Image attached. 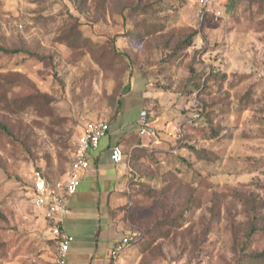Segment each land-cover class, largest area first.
Here are the masks:
<instances>
[{"label": "rangeland", "instance_id": "rangeland-1", "mask_svg": "<svg viewBox=\"0 0 264 264\" xmlns=\"http://www.w3.org/2000/svg\"><path fill=\"white\" fill-rule=\"evenodd\" d=\"M221 4V20L200 23L196 0H0V46L43 57H0V122L14 135L0 130V264H52L32 176L64 175L79 130L111 117L143 62L165 77L153 85L172 81L173 92L149 94L157 114L178 122L218 101L229 123L215 147L222 157L197 189L186 173L166 190L135 170L125 211L129 232L144 236L131 264H249L264 253V0ZM150 25L145 39L127 34ZM188 77L204 87L197 97L182 93ZM245 91L251 108L235 110ZM150 159L140 169L154 167Z\"/></svg>", "mask_w": 264, "mask_h": 264}, {"label": "crops", "instance_id": "crops-1", "mask_svg": "<svg viewBox=\"0 0 264 264\" xmlns=\"http://www.w3.org/2000/svg\"><path fill=\"white\" fill-rule=\"evenodd\" d=\"M150 92L140 80L127 88L121 98L119 112L108 121L107 135L101 138L97 149L88 153V168L82 173L79 187L71 197L63 218L64 232L73 237L67 253L68 264H109L110 249L129 232L125 209L136 175V168L129 158L139 155L141 151L166 145L156 136L145 138L138 135L139 113L151 108L148 104ZM129 95L135 97L124 105L123 99ZM114 145H119L127 153L120 164H114L110 159V149ZM69 165L57 181L65 178ZM37 213L43 236L51 240L45 231L42 212L37 210ZM133 245L123 253L120 264L133 262ZM55 248L56 244L52 251V264Z\"/></svg>", "mask_w": 264, "mask_h": 264}, {"label": "trees", "instance_id": "trees-1", "mask_svg": "<svg viewBox=\"0 0 264 264\" xmlns=\"http://www.w3.org/2000/svg\"><path fill=\"white\" fill-rule=\"evenodd\" d=\"M150 28L151 29L148 30H145L143 28L138 29L137 27L129 28L127 34L132 36L133 33L138 32L136 36L140 35L141 38L145 39V36L149 35L150 32L154 30V27L152 25H150ZM185 41L186 44H188L189 41L187 39H184L183 42ZM31 54L32 53H29L24 49L7 48L4 46H0V57L30 55L39 60L43 58L36 54ZM116 54H120L121 56L125 55L127 59H131L129 54H127L126 52L117 51ZM156 68L157 67L155 64L154 66H152L150 63L148 64L147 62H143L136 66L133 71L131 69L127 76V82L125 85L126 90L135 81L140 80L144 88H148L154 92H158L160 94L173 92V89L171 87L172 81H170V78L167 80H162L164 83H167L166 85H153L154 80L156 81L158 79L165 78L160 75L162 74L160 70L158 71V73H155ZM166 81H169L171 83ZM203 89V85L200 84L196 85L195 87V81L188 77L187 81L182 86V93L184 95L197 97V94L200 93ZM126 90L123 93L121 92V95L116 101L111 117H109V119L107 120H95L94 122H105L108 124V121L113 119L119 112L121 106V98L123 94H125ZM245 92V95H243V97L239 101H237L239 103L237 105V109L235 110L241 109V111L244 112L251 108L248 106V101H246L248 100V93L247 91ZM28 100V98H20L19 102L21 104H25L28 102ZM210 106L211 107H207L206 105L201 104L196 113H193L191 114V116H188L187 118H184L178 122H175L173 120L174 116L168 117L167 115L157 114L156 108L146 110L147 117L153 124L155 136L157 138H161V141L166 143L168 148L166 150L155 149L151 151H141L139 155L129 158L133 162L135 168L138 169V171L141 173L140 178L142 180H146V183L155 184L156 186H164V189L169 190L172 189L174 181H177V183L181 184L184 183L182 181L184 180L183 176L186 177L187 175L190 176L189 178L191 179V182L188 181L190 185L195 189L199 187L198 180L201 177L206 176L207 169L217 165V163H219V159H221L222 157L217 152V149H215V147L218 145V143L225 141V138L222 135L225 132L222 130L227 128L229 123V121L225 122L224 119H222L221 114L218 113L221 109V105L218 101L211 103ZM210 111H212L213 114H211ZM170 127L172 128L171 132H169ZM0 130L5 135L11 137L12 139L14 138L12 132L9 131L1 122ZM187 130L192 132L194 137L185 136V131ZM69 139L71 141L73 140V134L70 135ZM56 143L57 141H54V144ZM57 146L58 145H56V147ZM69 152L72 158L75 152V141L73 146L70 147ZM122 152L123 155L126 156L127 153L123 149ZM144 157H151L150 161H154V167L151 168L147 165L141 167L142 169H140L139 166L142 165L141 160ZM157 158L159 159L157 160ZM195 165L199 166V168H195ZM184 173H186V175H184ZM253 230L254 227L247 234V237L249 239L253 234ZM51 240L55 245V241L53 239ZM139 256L141 258V255ZM246 258L249 264H259L260 262H264V253L249 254V256Z\"/></svg>", "mask_w": 264, "mask_h": 264}, {"label": "built area", "instance_id": "built-area-1", "mask_svg": "<svg viewBox=\"0 0 264 264\" xmlns=\"http://www.w3.org/2000/svg\"><path fill=\"white\" fill-rule=\"evenodd\" d=\"M196 16L200 23L208 17L214 20L223 18L224 10L221 0H196ZM138 135L152 138L155 130L147 117L146 111H141L137 120ZM109 125L105 122H88L79 131L75 140V152L71 158L66 176L62 180H51L37 171L32 176L30 196L34 209L42 212L45 231L55 241L53 264H68L67 253L73 237L63 230V218L68 211L71 197L80 184L82 173L88 168V153L97 149L99 141L107 135ZM110 159L114 164L124 160L122 149L114 145L110 149ZM144 234L128 232L109 251V264H120L121 255L133 244L138 243Z\"/></svg>", "mask_w": 264, "mask_h": 264}]
</instances>
